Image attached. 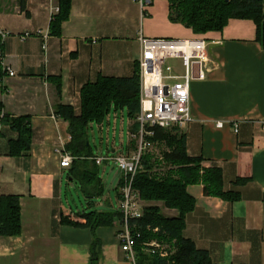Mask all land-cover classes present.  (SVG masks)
<instances>
[{"label":"crops","instance_id":"0c3cea01","mask_svg":"<svg viewBox=\"0 0 264 264\" xmlns=\"http://www.w3.org/2000/svg\"><path fill=\"white\" fill-rule=\"evenodd\" d=\"M59 4L27 0L26 15L18 0H0V25L9 32L2 57L17 73L1 82L0 99L5 113L30 116L33 128L30 154L8 156L10 140L18 134L0 123V195H19L22 207V233L0 236V264H92L95 236L102 242L100 264H133L121 249L115 225L94 232L62 223L63 215L82 212L69 198L66 204L64 189L82 191L77 177L90 164L81 159L60 165L72 136L69 122L56 110L71 104L79 114L81 88L102 75H134L141 33L206 38L209 56L218 63L206 79L191 85L194 120L185 130L187 147L190 155L203 158V167L221 168L225 190L238 192L239 198L228 201L207 195L203 183L189 185L196 206L186 216L184 235L208 250L213 264H264V48L256 40L255 22L235 18L222 31L197 34L172 19L168 0H70L61 34L50 33L43 49L38 31H50ZM52 77H60V93ZM130 147L129 141L112 155L131 152ZM110 166L99 165L104 190L93 201L86 198L88 206L96 199L120 209L122 176ZM146 204H158L169 217L178 215L162 202Z\"/></svg>","mask_w":264,"mask_h":264},{"label":"trees","instance_id":"16d2710c","mask_svg":"<svg viewBox=\"0 0 264 264\" xmlns=\"http://www.w3.org/2000/svg\"><path fill=\"white\" fill-rule=\"evenodd\" d=\"M171 17L193 29L197 34L222 31L231 19H250L257 27L256 40L264 48V5L262 0H168ZM19 8L26 15L27 0H18ZM70 0H60L59 11L50 25L52 35H60L62 24L70 16ZM2 51V43H0ZM137 62L132 76H100L94 82H88L81 88V111L78 114L71 104H60L56 113L69 122L72 136L67 150L75 157L74 162L84 159L90 167L77 177L86 198L93 201L104 190L100 177V168L93 159L96 155L90 144V128L103 124L112 110H127L132 119L130 131L136 130L134 118L140 110V77ZM0 69V78L4 76ZM60 93V77H52ZM4 102L0 99V123H5L17 132L18 137L10 140L8 156L29 155L32 148L33 128L30 116H11L4 111ZM154 143H164L169 150L163 152L167 165L172 166L165 172L157 171V159L150 153L143 155L142 165L135 177L134 186L140 193L145 205L142 218L132 220L136 237L135 251L137 264H213L208 250L200 249L196 243L184 235L186 216L196 206V199L188 192V186L203 183L207 195L221 197L228 201L239 198L238 192L225 190L224 175L221 168L202 166L201 156H192L188 152L184 131L177 127L155 128L150 138ZM131 142V150L135 142ZM126 153V152H125ZM128 153V152H127ZM116 155V154H115ZM90 158L92 161H90ZM241 182L244 179L240 180ZM123 184V181L122 183ZM122 199V194L120 195ZM176 209L178 215L169 217L162 212L158 204ZM92 203V202H90ZM122 217L121 210L104 211L93 209L75 216L63 215L62 223L96 231L101 226H116ZM158 228V230H155ZM22 233V207L20 196L0 195V236H17ZM138 234L140 236H138ZM157 239L169 246V255L161 257L146 251L145 242ZM92 264H100L102 242L95 236L91 244Z\"/></svg>","mask_w":264,"mask_h":264},{"label":"built area","instance_id":"2783aa9c","mask_svg":"<svg viewBox=\"0 0 264 264\" xmlns=\"http://www.w3.org/2000/svg\"><path fill=\"white\" fill-rule=\"evenodd\" d=\"M38 33L44 36L43 47L46 49L50 31L43 34V31L39 30ZM8 35L9 32L0 25V43H3ZM26 36H29V33ZM139 41L140 110L133 121L138 128L130 131V141L135 142V147L128 153L94 157L98 165L114 161L122 172L120 206L122 217L116 222L117 237L122 251L133 264L137 262L132 220L142 218L145 213L144 202L134 183L142 165L143 155L154 145L150 138L155 135L156 127H177L185 132L194 120L191 85L195 80L206 79L207 72L218 66V63L209 56V41L203 37L148 38L141 33ZM177 61H180L179 67ZM0 69L5 74L0 78V84L6 75H17L3 57L0 60ZM223 124L224 122H218V126ZM234 127L237 131V122H234ZM74 158L69 151H65L61 153L60 165L69 167ZM145 247L148 253L161 257H167L170 253L169 246L157 239L145 242Z\"/></svg>","mask_w":264,"mask_h":264},{"label":"rangeland","instance_id":"374dc122","mask_svg":"<svg viewBox=\"0 0 264 264\" xmlns=\"http://www.w3.org/2000/svg\"><path fill=\"white\" fill-rule=\"evenodd\" d=\"M34 34L29 33V37L33 36ZM36 35H38L36 33ZM201 38V37H196ZM5 41V40H4ZM4 42L2 43V45ZM3 47V46H2ZM44 49V48H43ZM178 67L180 65V61L176 62ZM132 119L128 114L127 110H119L115 111L112 110L110 115L105 121V125L102 128L97 124L94 127L90 128V144L92 146L93 152L95 154H99L100 156H112L114 149L121 148L122 144L127 145L130 141V125L132 124ZM169 150L168 146L164 143H154L152 148L148 151V153L152 154L158 161V165L156 166L157 171L165 172L168 169L172 168V166L167 165L164 157L163 152ZM111 166H114V161L110 162ZM110 166V167H111ZM203 166V163H202ZM119 172L122 176V172L120 169L115 165V173ZM69 198L70 205L73 206L75 210L79 209L82 212L84 210L90 211L93 209L104 210V211H111L108 206L99 205V201L95 199V203L90 207L86 203V197L83 191H80L79 188H65L64 189V199L66 204L68 202L66 199ZM101 201V200H100ZM116 201V197H115Z\"/></svg>","mask_w":264,"mask_h":264},{"label":"water","instance_id":"95a60500","mask_svg":"<svg viewBox=\"0 0 264 264\" xmlns=\"http://www.w3.org/2000/svg\"><path fill=\"white\" fill-rule=\"evenodd\" d=\"M227 2L231 1V0H226ZM2 58V51H1V47H0V60Z\"/></svg>","mask_w":264,"mask_h":264}]
</instances>
